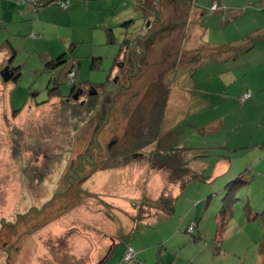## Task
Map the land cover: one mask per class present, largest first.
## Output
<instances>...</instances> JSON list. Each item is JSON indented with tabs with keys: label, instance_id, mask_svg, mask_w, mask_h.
I'll list each match as a JSON object with an SVG mask.
<instances>
[{
	"label": "rangeland",
	"instance_id": "1",
	"mask_svg": "<svg viewBox=\"0 0 264 264\" xmlns=\"http://www.w3.org/2000/svg\"><path fill=\"white\" fill-rule=\"evenodd\" d=\"M113 1L98 7V18L36 22L29 39H21L26 50L12 55L18 77L3 83L8 102L0 96V264H99L107 256L102 264H264V193L252 192L253 184V190L260 187L257 179L247 173L251 188L245 184L236 192L225 230H219L225 180L191 182L175 212L160 216L155 206L169 175L148 162L155 138L141 136L162 110L170 49L195 47L189 38L199 32L211 46L229 43L237 33L233 26L245 36L264 25V0H193L189 6L160 0L159 10L152 0ZM215 1L225 2L228 13H212ZM157 11L164 34L144 58L143 45L131 40L149 33ZM62 55L67 64L46 66ZM74 63L77 87H93L97 96L66 99ZM178 75L200 83L199 71L188 66ZM54 87L64 98L49 99ZM198 109L166 114L164 136L175 127L166 144L205 149L203 133L192 126L206 122L207 116L196 119ZM129 249L135 259L126 262Z\"/></svg>",
	"mask_w": 264,
	"mask_h": 264
},
{
	"label": "crops",
	"instance_id": "2",
	"mask_svg": "<svg viewBox=\"0 0 264 264\" xmlns=\"http://www.w3.org/2000/svg\"><path fill=\"white\" fill-rule=\"evenodd\" d=\"M18 1L0 0V96L4 97V100L7 97V102L9 92H5L6 87L3 85L1 72L6 67L15 69L12 66L15 57L12 58V55H15L18 49H25L26 43L21 39H29L27 34L30 30L36 29V22L50 24L57 18L58 22L73 21L82 16L98 18V7L100 6L102 10L105 2V0H43L67 2L70 7L69 10L62 11L60 6L55 4L41 12H36L32 6L18 3ZM107 1L111 4L114 2L113 0ZM148 3L152 6L150 1ZM222 4L227 7L225 2H220L219 10L221 11L218 12L228 13L227 8L221 7ZM230 11L237 16L244 13L241 11L236 14L232 9ZM200 14L203 15L201 12ZM152 15L147 14L149 17ZM125 17L128 16L125 15ZM97 21L100 20L97 19ZM231 30L232 34L234 31L237 32L232 41L215 46L203 41L201 37L205 33L201 35L202 33L199 32L195 37L189 38L191 44L193 41H196V44L195 47L188 46L186 52L200 47H210V50L199 64L191 68L194 74L195 71H199L200 83L182 76L181 80L171 85L167 115L172 118L180 111H183V114H192L193 110L199 108L200 113L196 119L204 120L203 118L207 116L206 122L203 125L193 124L192 126L194 129L197 127L203 133V140H206V152L213 154V151H216L218 153L211 158L213 159L212 184L216 182L220 185L224 180L227 184L242 173L250 172L253 179H257L256 183L260 184L257 190H253L255 184L252 185V192L256 195L264 193V25L245 36H242L243 32H239L240 29L237 31L234 26ZM35 36L32 35L33 38ZM6 38H10L9 41L2 44ZM14 41L16 44V41H19L17 45L20 47L14 45ZM36 45L39 47V42H36ZM30 46L34 45H29V48ZM58 58H64V64H67L65 55ZM45 61L46 58L42 60L43 63ZM15 74L17 77L16 72ZM247 92L252 94V98L245 104H241L239 99ZM196 97H199V104L196 103ZM183 98L184 102L181 101ZM11 110L10 108L9 111ZM173 128L175 127L168 126L165 135L173 137ZM209 163L208 159L205 160L202 164L203 169ZM245 178L248 180V174ZM251 183V179L247 181L250 188ZM223 188L220 185V189ZM108 257L99 264L106 262Z\"/></svg>",
	"mask_w": 264,
	"mask_h": 264
},
{
	"label": "trees",
	"instance_id": "3",
	"mask_svg": "<svg viewBox=\"0 0 264 264\" xmlns=\"http://www.w3.org/2000/svg\"><path fill=\"white\" fill-rule=\"evenodd\" d=\"M160 0H152L150 3L152 4V7H154L156 10H159L160 7ZM188 1H193V0H181L179 1L180 3H185L188 4ZM217 2V1H215ZM18 3L21 4H26L32 6L36 12H41L45 10L47 7L53 6L55 4H58L60 6V3H63L62 1L55 2V1H50L46 2L43 0H39L38 2V8L36 9L33 3L28 2V0H19ZM67 3V2H66ZM69 4V3H68ZM154 4V5H153ZM184 4V5H185ZM183 5V6H184ZM70 7V6H69ZM61 8V7H60ZM189 8V7H188ZM62 9V8H61ZM63 10V9H62ZM69 10V9H68ZM67 11V10H63ZM158 12V11H157ZM159 12L157 13V17L154 19L155 21L150 22V26L148 27L149 33L145 35L144 37H136L135 39L133 38L131 41L139 42L143 45V54L144 58L145 56L147 57L149 55V50L156 49V46L159 44V34H164L163 31L158 30L159 25L161 24V19L158 17ZM126 25V24H124ZM172 28H175V26H171ZM160 28V27H159ZM110 34L113 36V29L111 28ZM112 36L109 37V42L113 43ZM156 36V39L153 38ZM126 42H130L128 39ZM155 44V45H154ZM176 49L171 48L170 51L166 54L167 58L165 63L172 65L169 66V69L166 71L163 70L164 72L162 73L163 79L165 82H168V88L166 93L162 95L160 105L162 110H160V114H158V117L156 118H151L150 122L152 124V130L147 131L144 129L141 133L142 139H149V137L155 138V140L152 141V143L155 144V148L148 157V162L151 164L152 168L157 171H161L165 173L166 175H169L168 177V182L165 187L167 192L164 191V194L160 197L158 203L161 205L155 206L156 210L158 212H161L160 216H168L171 215L175 212V207L176 204L179 200V198L183 195L185 188L187 185H189L191 182L195 181H200V182H205V183H210L212 184V169H213V159L211 160L213 154L207 153L205 149H198L194 147H178V146H169L167 143V140L170 139L171 137H168L167 135L164 136L163 134V126L166 121V114H167V108H168V101H169V96H170V90H171V85L173 83L181 80L179 79V73L182 72V70L185 67H189L190 69L193 67V65L199 64L202 60L203 57H205L206 53L208 50H210V47H205V48H198L196 50H189L188 52H185L183 48L179 47H174ZM147 49V52H146ZM188 49V48H187ZM212 49V48H211ZM130 47L127 46L125 47V53H129ZM124 52V51H123ZM137 54V52L135 53ZM134 54V55H135ZM161 55L162 52H159ZM187 57V61L183 63V58L182 57ZM121 57V56H120ZM119 57V61L121 60ZM126 58V57H125ZM143 58V59H144ZM142 59V60H143ZM139 62V61H138ZM65 63L64 58H58L56 61H51L46 64L49 68H52L54 70H57L60 68L63 64ZM162 62V64H165ZM124 64L122 62L119 63V65ZM75 67H77V70L79 71L78 64L76 63ZM136 67V66H135ZM15 72H17L16 69H14ZM157 70V69H156ZM157 72V71H156ZM162 72V71H161ZM18 77V75H17ZM16 77V78H17ZM78 83V82H77ZM77 83L73 86L72 92L74 91L77 87ZM97 92V90H96ZM97 94H99L97 92ZM167 94V95H166ZM52 98H64L61 97V94L59 92L58 87H54L49 90V99ZM111 99V96L105 95V99ZM241 98V97H240ZM252 98V96H251ZM251 98L247 99L245 102H241V104H245L247 101H249ZM84 104V103H82ZM21 110L19 111H14V113H20ZM164 136V137H163ZM161 137V138H160ZM147 146L149 144H146ZM210 161L209 165L203 169L202 164L204 163L205 160ZM198 163L200 165L198 166ZM247 172L242 173L239 177H237L234 181H230L221 191L224 193V201L222 203L221 207V212H220V228L225 230L226 225L230 221V219L233 217L234 212H232V204L235 199L236 192L242 187L243 185L247 184V179L245 178V175ZM172 187V188H171ZM171 188V189H170ZM179 194H176V193ZM247 206L246 209V216L249 218L251 214V208ZM250 208V209H249ZM256 219V218H255ZM143 220H137V222H142ZM153 221V219L151 220ZM150 222V221H149ZM144 223V222H142ZM224 226V227H223Z\"/></svg>",
	"mask_w": 264,
	"mask_h": 264
},
{
	"label": "built area",
	"instance_id": "4",
	"mask_svg": "<svg viewBox=\"0 0 264 264\" xmlns=\"http://www.w3.org/2000/svg\"><path fill=\"white\" fill-rule=\"evenodd\" d=\"M28 2L33 3L35 6V8L37 9L38 7V2L39 0H28ZM60 7L63 10H68L69 9V4L66 2L60 3ZM219 9V4L217 2H215L212 6V11H217ZM76 63H74V65L72 66V68L68 71L67 73V79H68V83L70 86H73L77 83V77H78V70L77 67H75ZM252 94L247 92L245 94L242 95V97L240 98L241 102H245L247 99L251 98ZM134 250L133 249H129L125 260L126 262L132 261V259H134Z\"/></svg>",
	"mask_w": 264,
	"mask_h": 264
},
{
	"label": "water",
	"instance_id": "5",
	"mask_svg": "<svg viewBox=\"0 0 264 264\" xmlns=\"http://www.w3.org/2000/svg\"><path fill=\"white\" fill-rule=\"evenodd\" d=\"M1 77L4 80V82L8 83L11 80L15 79L16 74H15V71L13 69H11L10 67H6L1 72ZM79 92L77 91L76 94L72 97L74 101H78L79 100V98H80V93ZM96 94H97V92L93 93V95H96Z\"/></svg>",
	"mask_w": 264,
	"mask_h": 264
},
{
	"label": "flooded vegetation",
	"instance_id": "6",
	"mask_svg": "<svg viewBox=\"0 0 264 264\" xmlns=\"http://www.w3.org/2000/svg\"><path fill=\"white\" fill-rule=\"evenodd\" d=\"M74 91L73 92H71V94L69 95V97H66V99L68 100V101H70V100H72L73 98V96L76 94V92L78 91H80L79 93H80V98H83L84 96H86V95H88V96H90V97H94V96H97L98 94H96V95H93V93L94 92H96V89L95 88H93V87H89V88H83V87H77V88H75V89H73ZM79 98V99H80ZM79 101V100H78ZM78 101H76V102H78Z\"/></svg>",
	"mask_w": 264,
	"mask_h": 264
},
{
	"label": "clouds",
	"instance_id": "7",
	"mask_svg": "<svg viewBox=\"0 0 264 264\" xmlns=\"http://www.w3.org/2000/svg\"><path fill=\"white\" fill-rule=\"evenodd\" d=\"M218 3V2H217ZM219 4V3H218ZM217 11H219V9L217 10ZM217 11H214V12H217ZM212 13H213V11H212ZM135 259V258H134Z\"/></svg>",
	"mask_w": 264,
	"mask_h": 264
}]
</instances>
